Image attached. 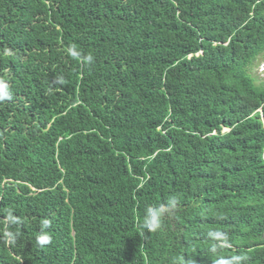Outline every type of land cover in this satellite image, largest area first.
Masks as SVG:
<instances>
[{
	"label": "trees",
	"instance_id": "16d2710c",
	"mask_svg": "<svg viewBox=\"0 0 264 264\" xmlns=\"http://www.w3.org/2000/svg\"><path fill=\"white\" fill-rule=\"evenodd\" d=\"M263 54L264 0H0V264H264Z\"/></svg>",
	"mask_w": 264,
	"mask_h": 264
},
{
	"label": "clouds",
	"instance_id": "9594fccd",
	"mask_svg": "<svg viewBox=\"0 0 264 264\" xmlns=\"http://www.w3.org/2000/svg\"><path fill=\"white\" fill-rule=\"evenodd\" d=\"M162 207H155V206H149L145 209V215L143 219V227L148 229L149 231L155 230L157 227H159V224L154 223V220H158L160 216H162ZM47 239V238H45ZM42 243L45 242L44 240L41 241ZM241 257L236 256L233 257V261L240 260ZM217 264H231V261H218Z\"/></svg>",
	"mask_w": 264,
	"mask_h": 264
},
{
	"label": "rangeland",
	"instance_id": "374dc122",
	"mask_svg": "<svg viewBox=\"0 0 264 264\" xmlns=\"http://www.w3.org/2000/svg\"><path fill=\"white\" fill-rule=\"evenodd\" d=\"M264 61V54L258 58V60L255 62L253 69H252V74L260 81L263 76H264V64L261 65L260 62ZM227 129L224 128L223 131H226Z\"/></svg>",
	"mask_w": 264,
	"mask_h": 264
},
{
	"label": "built area",
	"instance_id": "2783aa9c",
	"mask_svg": "<svg viewBox=\"0 0 264 264\" xmlns=\"http://www.w3.org/2000/svg\"><path fill=\"white\" fill-rule=\"evenodd\" d=\"M262 64H264V62H262L261 65H262ZM263 70H264V68H263Z\"/></svg>",
	"mask_w": 264,
	"mask_h": 264
}]
</instances>
